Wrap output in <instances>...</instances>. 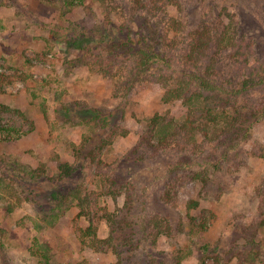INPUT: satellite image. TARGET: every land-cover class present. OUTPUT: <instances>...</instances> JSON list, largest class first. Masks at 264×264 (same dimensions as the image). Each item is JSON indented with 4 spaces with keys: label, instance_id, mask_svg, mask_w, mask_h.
Returning a JSON list of instances; mask_svg holds the SVG:
<instances>
[{
    "label": "rangeland",
    "instance_id": "rangeland-1",
    "mask_svg": "<svg viewBox=\"0 0 264 264\" xmlns=\"http://www.w3.org/2000/svg\"><path fill=\"white\" fill-rule=\"evenodd\" d=\"M148 1L149 10L137 0H77L71 9L53 0H0V122L27 133L0 142V224L7 230L0 264H236L240 247L264 264V118L220 170L181 181L174 204L160 198L175 176L166 160L128 159L152 118H186L183 103L163 96L186 70L189 31H198L204 16L216 22L230 10L264 59V2ZM145 53L167 56L175 75L165 74L175 77H163L164 61L139 73ZM257 92L260 106L264 94ZM109 135L114 142L103 147V168L95 169L90 153ZM65 164L81 171L61 179ZM79 186L98 198L102 249L82 241L89 220L66 197ZM190 200L200 206L188 210ZM155 219L173 231L157 244ZM123 220L131 227L123 230Z\"/></svg>",
    "mask_w": 264,
    "mask_h": 264
},
{
    "label": "trees",
    "instance_id": "trees-1",
    "mask_svg": "<svg viewBox=\"0 0 264 264\" xmlns=\"http://www.w3.org/2000/svg\"><path fill=\"white\" fill-rule=\"evenodd\" d=\"M137 1L148 10L152 8L148 0ZM53 2L61 3L63 7L67 6L71 9L76 5L77 0H53ZM202 19L203 23L198 27L199 30L194 33L189 31L188 34L190 41L185 57L186 70L182 69L181 77L175 78L167 85L163 96V101L166 103L175 101L183 103L188 109L186 118L183 122H179L173 116L152 118L147 124V132L140 145L133 151L132 156L128 157L129 160L132 158V161L139 163L158 158L166 160L169 172L175 176L166 185L160 198L169 205L174 204L172 195L177 194L175 189L177 190L181 185V181L204 180L203 176L208 171L220 170L222 163L230 161L231 155L237 153L236 149L247 141L253 123L264 118V95L260 97L262 102L260 106L254 98L257 91L264 94V59L258 57L254 41L251 37L241 34L239 21L230 10H225L216 22L209 21V18L206 20L205 16ZM151 61H164L167 71L162 74L175 75L171 71L170 59L162 56L161 53H145L140 57L138 72L144 71ZM173 75L165 74L163 77L173 78L175 77ZM246 110H249V114ZM98 117L100 116L94 119ZM26 135L22 128L0 122L1 143L17 142ZM120 135L127 136L125 132ZM109 136L110 138L103 140L98 151L93 150L90 153L89 158L95 169L103 168L104 162L100 159L101 150L114 142V137ZM195 166L204 167L205 170L197 171ZM80 169L78 166L65 164L59 170V177L61 179L73 177L81 171ZM32 173L39 178L37 170H32ZM185 176L190 178L183 180ZM110 182L106 181L103 187H107ZM112 191L116 190L111 188V191L105 193L107 195ZM67 196L78 202L82 216L89 220L88 227L81 230L84 245L91 249H102L104 241L99 238V228L94 218L98 198L81 186L68 192ZM199 206L198 200H190L187 207L192 211ZM126 208L130 215L132 206L126 203ZM6 209L7 217H11L13 207L7 206ZM107 217L110 220L112 215ZM111 220L118 224L115 219ZM120 224L123 230L131 227L125 220ZM154 228L155 232L151 234L153 244H157L160 235L173 234L167 222L155 219ZM203 228L206 229V225L203 224ZM126 238L131 239L127 243L132 244L133 238ZM6 239L7 230L0 224L1 246ZM243 248L237 249L236 264H254L259 254L254 255L253 249ZM203 264H207V261Z\"/></svg>",
    "mask_w": 264,
    "mask_h": 264
}]
</instances>
